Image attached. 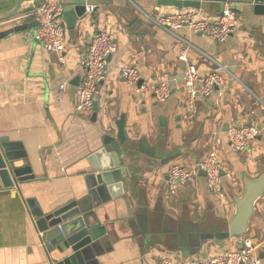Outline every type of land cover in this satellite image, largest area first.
Listing matches in <instances>:
<instances>
[{"label":"crops","instance_id":"obj_1","mask_svg":"<svg viewBox=\"0 0 264 264\" xmlns=\"http://www.w3.org/2000/svg\"><path fill=\"white\" fill-rule=\"evenodd\" d=\"M157 0H86L95 6L70 29L65 24L62 61L32 39L33 29L11 33L0 40V135L23 143L25 164L33 178L20 190H0V264H53L56 251L48 252L26 204L34 198L44 211L75 198L85 187L90 171L89 155L101 145L105 132L115 131V122L124 117L127 137L143 139L158 148L163 159L140 155L127 166L124 192L107 198L100 209L106 235L87 264H156L175 246L172 230L196 229L213 218L226 223L234 209V199L243 189L241 172L254 178L264 170V14H256L252 0H230L237 7L239 25L223 43L210 40L186 28L177 34L190 47L188 63L197 67L199 77L212 70L204 55L228 66L235 79H227L223 91L194 99L195 116L184 117L181 107L186 94L179 86L164 102L154 98V88L163 77L180 75L187 64L178 56L184 44L173 35L155 28L144 14H167L178 8L159 5ZM226 0H201L200 18L216 22ZM63 5L69 0H62ZM1 7V6H0ZM85 7V8H86ZM32 11L0 20V30L18 22ZM106 29L119 46L107 61V75L97 87L98 113H75L76 90L83 80L78 60L92 36ZM124 65L134 66L146 89L128 84L120 76ZM245 83L248 89L241 84ZM64 84V87H61ZM249 123L259 129L249 152L233 153L227 143L226 124ZM220 140L218 152L225 165V198L212 197L202 173L182 185L176 195L167 191L170 165L199 162ZM187 220L189 224L183 223ZM186 225V226H185ZM211 230L212 229H205ZM156 233V234H155ZM253 242L264 238V194L256 203L246 235ZM196 245L198 239H193ZM233 240L220 244L204 241L198 248L177 250L184 263L191 257H211L238 248ZM171 256L176 257L174 254ZM264 264V247L257 251Z\"/></svg>","mask_w":264,"mask_h":264},{"label":"water","instance_id":"obj_2","mask_svg":"<svg viewBox=\"0 0 264 264\" xmlns=\"http://www.w3.org/2000/svg\"><path fill=\"white\" fill-rule=\"evenodd\" d=\"M43 0H0V20L11 18L18 13L33 11ZM159 5H170L176 8L190 7L199 9L201 0H157ZM256 14H264V0H252ZM86 0H69L64 5L63 17L70 29L76 21L85 14ZM37 21L13 25L0 30V40L5 36L33 29ZM200 34V33H198ZM110 56L108 57V59ZM107 59V60H108ZM141 83V80L139 84ZM183 88L180 89V91ZM98 103L93 101L91 120L95 121L98 113ZM123 116L115 122V131L104 133L101 145L88 157L91 169L85 175L84 189L71 200L61 201L56 207L48 206L44 211L34 198H27L26 204L34 218L37 230L42 234V241L48 252L56 251L53 264H87L92 258L97 245L102 243L106 229L102 224L100 209L107 198L116 197L124 192L123 177L127 166L140 155L163 159L166 154H159L158 148L149 146L143 139L127 137L124 130ZM230 124H226L228 130ZM27 154L23 143L12 140L8 135H0V190H20V184L33 178L32 168L25 164ZM243 189L234 199V209L224 229L205 230L199 226L196 229L183 230L179 227L172 230L175 236L177 250L189 254V249L198 248L204 241L212 240L220 244L224 240L239 242L247 235L250 219L256 211V203L264 194V170L258 176L250 178L239 174ZM197 237H196V236ZM193 239H198L196 245H191Z\"/></svg>","mask_w":264,"mask_h":264},{"label":"built area","instance_id":"obj_3","mask_svg":"<svg viewBox=\"0 0 264 264\" xmlns=\"http://www.w3.org/2000/svg\"><path fill=\"white\" fill-rule=\"evenodd\" d=\"M95 6L85 8L88 14L95 12ZM237 7L233 1L223 2L221 13L216 22H210L200 18L199 13L193 9L178 8L167 14H144L147 20L157 29L173 34L184 47L178 58L188 63L186 49L190 47L177 32L186 28L190 33H200L204 37L218 43H223L239 25ZM64 5L62 0H43L31 13L23 17H33L37 25L32 32V39L50 53H55L58 60L63 57V38L65 37V24L63 21ZM23 23L22 21L18 24ZM119 43L106 29L98 30L90 39L86 50L78 60L83 71V80L76 90L74 111L80 116H85L92 111L93 101L96 99L97 87L107 75L108 57L118 50ZM212 64V70L203 77H199L197 67L187 64L186 70L176 76H167L158 80L153 94L157 102H164L171 90L179 86L186 94L182 102L184 117L192 121L195 116L194 99L197 95L210 96L215 91H223L227 87V79H235L234 73L228 66L222 65L208 55H204ZM120 76L130 85H138L139 90L146 89L145 84L140 83L141 77L137 69L132 65H124L120 68ZM242 83V82H241ZM248 89L245 83L241 84ZM64 87V84L61 86ZM264 109V102H262ZM259 134L255 124L237 123L229 126L226 131L227 143L233 153L249 152ZM214 144L206 155L193 165L177 162L170 165L167 176V191L170 195H176L179 188L197 173H202L206 179L208 191L212 197L221 201L225 198L223 176L226 174L225 165L218 152L220 140L217 132L213 133ZM238 243V248L228 249L211 257H191L186 262H180L179 258L167 253L160 257L156 264H260L257 251L264 247V238L253 242L244 236Z\"/></svg>","mask_w":264,"mask_h":264},{"label":"rangeland","instance_id":"obj_4","mask_svg":"<svg viewBox=\"0 0 264 264\" xmlns=\"http://www.w3.org/2000/svg\"><path fill=\"white\" fill-rule=\"evenodd\" d=\"M183 223L189 224V222L186 219L183 221ZM199 227L201 229H224L225 228V224H224V221L214 219L212 211H209L208 212V219L203 220ZM171 234L174 236L173 233H171ZM169 252L172 253L171 251H169Z\"/></svg>","mask_w":264,"mask_h":264},{"label":"trees","instance_id":"obj_5","mask_svg":"<svg viewBox=\"0 0 264 264\" xmlns=\"http://www.w3.org/2000/svg\"><path fill=\"white\" fill-rule=\"evenodd\" d=\"M28 19H32V17H29Z\"/></svg>","mask_w":264,"mask_h":264}]
</instances>
